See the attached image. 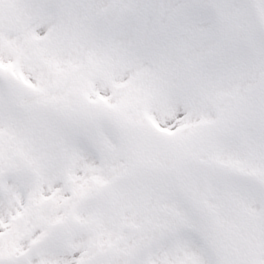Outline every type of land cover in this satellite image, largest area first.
<instances>
[{
    "label": "snow or ice",
    "instance_id": "6c2138e0",
    "mask_svg": "<svg viewBox=\"0 0 264 264\" xmlns=\"http://www.w3.org/2000/svg\"><path fill=\"white\" fill-rule=\"evenodd\" d=\"M0 264H264V0H0Z\"/></svg>",
    "mask_w": 264,
    "mask_h": 264
}]
</instances>
